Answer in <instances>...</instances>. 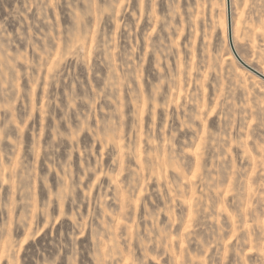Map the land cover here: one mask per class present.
<instances>
[{
	"label": "rangeland",
	"instance_id": "374dc122",
	"mask_svg": "<svg viewBox=\"0 0 264 264\" xmlns=\"http://www.w3.org/2000/svg\"><path fill=\"white\" fill-rule=\"evenodd\" d=\"M258 73L264 0H0V264H264Z\"/></svg>",
	"mask_w": 264,
	"mask_h": 264
},
{
	"label": "water",
	"instance_id": "95a60500",
	"mask_svg": "<svg viewBox=\"0 0 264 264\" xmlns=\"http://www.w3.org/2000/svg\"><path fill=\"white\" fill-rule=\"evenodd\" d=\"M258 75H259L260 78L264 79V77L262 75H260V74H258Z\"/></svg>",
	"mask_w": 264,
	"mask_h": 264
},
{
	"label": "bare ground",
	"instance_id": "6f19581e",
	"mask_svg": "<svg viewBox=\"0 0 264 264\" xmlns=\"http://www.w3.org/2000/svg\"><path fill=\"white\" fill-rule=\"evenodd\" d=\"M238 56V55H237ZM250 68V67H249ZM254 69V68H253ZM255 73V72H254ZM259 74V73H258Z\"/></svg>",
	"mask_w": 264,
	"mask_h": 264
}]
</instances>
